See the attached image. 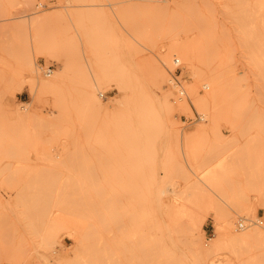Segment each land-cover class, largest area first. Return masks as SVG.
I'll list each match as a JSON object with an SVG mask.
<instances>
[{"label":"rangeland","instance_id":"obj_1","mask_svg":"<svg viewBox=\"0 0 264 264\" xmlns=\"http://www.w3.org/2000/svg\"><path fill=\"white\" fill-rule=\"evenodd\" d=\"M263 35L264 0H0V264H264Z\"/></svg>","mask_w":264,"mask_h":264},{"label":"bare ground","instance_id":"obj_2","mask_svg":"<svg viewBox=\"0 0 264 264\" xmlns=\"http://www.w3.org/2000/svg\"><path fill=\"white\" fill-rule=\"evenodd\" d=\"M171 2H173V1H171ZM264 36V35H263ZM166 191L168 192V190L166 189ZM161 192H163V190L161 191ZM166 194V193H165ZM170 194V193H169ZM110 196V195H109ZM176 198L177 197H175L174 195L173 196H171V197H169L168 198V200H167V203H166V205L167 204H170V205H173V204H176V202H175V200H176ZM178 199V198H177ZM117 200H119V199H117ZM105 201V200H104ZM120 201V200H119ZM127 201V200H126ZM114 203V202H113ZM112 203V204H113ZM119 203V202H118ZM104 205H105V203H104ZM107 205V204H106ZM105 205V206H106ZM119 206V205H118ZM159 206V205H158ZM104 207V206H103ZM99 208V207H98ZM159 208V207H158ZM104 210H105V208H103ZM157 210H159V209H157ZM161 210V209H160ZM159 210V211H160ZM165 210H166V208H165ZM135 211V210H134ZM106 213V212H105ZM100 214V213H99ZM94 215V214H93ZM116 214H114V216H115ZM103 216H104V214H103ZM102 216V217H103ZM113 216V215H112ZM106 217V216H105ZM135 218V217H134ZM170 215H169V213H168V211L166 212V213H164L163 215H161V217H158L157 216V218L156 219H148L147 221H146V224H145V226H144V232H145V234H146V236H147V238H149V239H151V240H154V238H159V237H161L162 235H163V232H164V230L165 229H167L168 230V228H169V224H171V220H170ZM102 218H100V220H101ZM108 219V218H107ZM115 219V218H114ZM117 219V218H116ZM172 219V218H171ZM100 220H99V222H100ZM103 220H104V218H103ZM102 220V221H103ZM124 221V220H123ZM99 222H98V224H99ZM111 222V224H112V221H110ZM117 222V221H116ZM120 222H121V220H120ZM119 222V223H120ZM126 222H127V220H126ZM125 222V223H126ZM135 223V222H134ZM121 224H124L123 222L121 223ZM121 224H119V225H121ZM133 224V223H132ZM187 224V226H188V228H187V230L188 231H190V233L192 232V228H193V224L190 222V223H186ZM107 227V226H106ZM104 227H102V229H103ZM118 228V227H117ZM126 228V227H125ZM115 230V229H114ZM124 231H125V229H123ZM167 230H166V232H167ZM113 231V230H112ZM194 231V230H193ZM117 232V231H116ZM124 233V232H123ZM192 233H194V232H192ZM122 234V233H121ZM132 234H134V233H132ZM136 234H138V232L136 233ZM165 234V233H164ZM169 234H170V232H168V236H169ZM111 236V235H110ZM138 236V235H137ZM124 237H126V236H124ZM167 237V236H166ZM112 238V237H111ZM110 238V239H111ZM113 238H115L114 236H113ZM123 238V237H122ZM139 238H140V235H139ZM142 238V237H141ZM123 239H125V238H123ZM122 239V240H123ZM122 240H120L121 242H122ZM126 240H128V239H125V241ZM137 241H138V239H136ZM112 241V240H111ZM110 241V242H111ZM118 241V240H117ZM131 241V240H130ZM104 242H106V241H104ZM135 241H134V238H133V241H131V243H134ZM150 242V241H149ZM122 243H124V241L122 242ZM121 243V244H122ZM151 243V242H150ZM101 244V243H100ZM106 244V243H105ZM115 244V243H114ZM120 244V243H119ZM125 244H127L126 242H125ZM138 244H139V241H138ZM154 244V243H153ZM124 244H122L120 247H121V249H122V246H123ZM154 245H156V243L154 244ZM114 246V245H113ZM116 246H118V245H116ZM125 246V245H124ZM132 245H130V247H131ZM136 246H137V248H139V245H137L136 244ZM141 246V245H140ZM154 247V246H153ZM124 248H126V247H124ZM122 249V250H125V249ZM136 248V249H137ZM142 249H143V246L141 247ZM146 248V247H145ZM157 248V247H156ZM111 249V248H110ZM127 249V248H126ZM130 249H132V248H130ZM142 249H139V250H137V252L138 251H140V250H142ZM121 250V251H122ZM143 251V254H144V251L145 250H142ZM142 251H140L141 252V254H142ZM156 251V250H155ZM109 252H112V251H109ZM124 252V251H123ZM123 252H122V254H123ZM137 252H136V258H137ZM117 253V252H116ZM145 253H146V258L144 259L145 260V262L147 263V264H155V262H154V259H155V257H154V252H153V250H152V248H150V245L148 246V248H147V250L145 251ZM143 254H142V257H143ZM120 255V254H119ZM145 255V254H144ZM124 256V255H123ZM125 257V256H124ZM123 257V258H124ZM127 257V256H126ZM129 257H130V255H129ZM131 257H132V255H131ZM142 257L140 258V254H139V259H142ZM104 258V257H103ZM116 258V257H115ZM133 258V257H132ZM132 258H130V259H132ZM135 258V259H136ZM127 259V258H126ZM134 259V258H133ZM120 260V259H119ZM133 262L132 263H134L135 261H137V260H132ZM141 261V260H140ZM120 263L119 264H123V263H125V262H121V261H119ZM142 262V261H141ZM144 262V263H145ZM154 262V263H153ZM115 263V262H114ZM113 263V264H114ZM112 264V263H111ZM127 264H130V262L129 263H127ZM160 264V263H159Z\"/></svg>","mask_w":264,"mask_h":264},{"label":"built area","instance_id":"obj_3","mask_svg":"<svg viewBox=\"0 0 264 264\" xmlns=\"http://www.w3.org/2000/svg\"><path fill=\"white\" fill-rule=\"evenodd\" d=\"M52 70H53V68H52L51 66H49V68H48L47 71H46V74H47V75H50V74L52 73ZM196 115H197V117H198L199 119L202 118L199 114H196ZM241 225H242V224H241Z\"/></svg>","mask_w":264,"mask_h":264},{"label":"crops","instance_id":"obj_4","mask_svg":"<svg viewBox=\"0 0 264 264\" xmlns=\"http://www.w3.org/2000/svg\"><path fill=\"white\" fill-rule=\"evenodd\" d=\"M53 68V67H52Z\"/></svg>","mask_w":264,"mask_h":264}]
</instances>
